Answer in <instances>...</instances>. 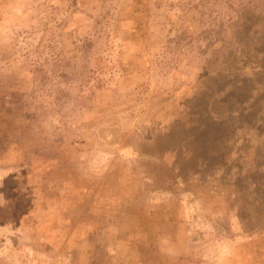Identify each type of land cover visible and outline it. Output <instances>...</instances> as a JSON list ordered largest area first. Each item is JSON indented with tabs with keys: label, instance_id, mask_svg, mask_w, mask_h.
<instances>
[{
	"label": "rangeland",
	"instance_id": "obj_1",
	"mask_svg": "<svg viewBox=\"0 0 264 264\" xmlns=\"http://www.w3.org/2000/svg\"><path fill=\"white\" fill-rule=\"evenodd\" d=\"M261 89L264 0H0V264H264Z\"/></svg>",
	"mask_w": 264,
	"mask_h": 264
},
{
	"label": "trees",
	"instance_id": "obj_2",
	"mask_svg": "<svg viewBox=\"0 0 264 264\" xmlns=\"http://www.w3.org/2000/svg\"><path fill=\"white\" fill-rule=\"evenodd\" d=\"M233 89L237 92H239V90H243L245 95H243L244 97H247L244 99L245 102H247V105L248 106H251V104H253V100H254V95H253V92H252V88L249 86V85H246L243 81H239L238 79L237 80H234L233 81ZM258 93V96H262V93H264V89H261ZM239 94H241L239 92ZM247 94H251V95H247ZM242 96V97H243ZM245 113H242L240 115H237L235 117V115L232 117V118H235L234 120L232 118L231 119V122L228 123L227 122V126L228 127H234V132L235 133H239V131L242 130H249V131H252V133L254 134V130L255 131H260L264 129V126L263 127H256L254 128L252 123H249L247 118H245ZM237 119V120H236ZM226 157L228 158V155H226ZM254 160H259L258 158L254 159Z\"/></svg>",
	"mask_w": 264,
	"mask_h": 264
}]
</instances>
